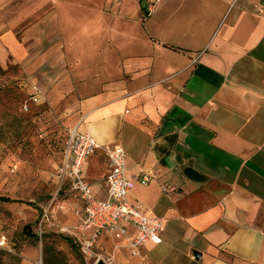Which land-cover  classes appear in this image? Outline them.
Returning <instances> with one entry per match:
<instances>
[{
    "label": "crops",
    "instance_id": "crops-1",
    "mask_svg": "<svg viewBox=\"0 0 264 264\" xmlns=\"http://www.w3.org/2000/svg\"><path fill=\"white\" fill-rule=\"evenodd\" d=\"M96 1L44 0L45 62L83 81L73 128L121 147L129 178L151 173L127 201L165 231L140 258L104 234L94 250L114 264H264V0H163L151 17L150 0ZM83 171L104 199V153Z\"/></svg>",
    "mask_w": 264,
    "mask_h": 264
},
{
    "label": "rangeland",
    "instance_id": "rangeland-1",
    "mask_svg": "<svg viewBox=\"0 0 264 264\" xmlns=\"http://www.w3.org/2000/svg\"><path fill=\"white\" fill-rule=\"evenodd\" d=\"M50 14L44 0H0V196L13 200L0 203V251L17 260L2 256V263L93 264L99 258L114 264L103 244L87 263L72 246L67 232L74 200L56 195L51 179L75 124L76 86L83 81L67 79L59 65L54 70L45 62L55 32ZM31 86L41 90L44 102L25 112ZM94 175L88 174L89 181ZM46 212L49 221L42 219ZM25 227L38 238L26 237Z\"/></svg>",
    "mask_w": 264,
    "mask_h": 264
},
{
    "label": "built area",
    "instance_id": "built-area-1",
    "mask_svg": "<svg viewBox=\"0 0 264 264\" xmlns=\"http://www.w3.org/2000/svg\"><path fill=\"white\" fill-rule=\"evenodd\" d=\"M162 1L150 0L144 7L145 16L151 17ZM30 92L28 102L23 105L25 112L30 106H39L44 102V95L38 88L33 87ZM96 151L104 153L108 169L104 179L106 193L102 200L93 195L92 185L86 180L83 171L85 161ZM126 160L127 154L121 147L102 146L88 134L80 133L77 128L68 131L60 163L54 169L51 179L56 195L71 196L81 205L76 210L78 224L67 233L74 237L86 263L95 258L94 248L102 234L116 241L126 240L127 249L133 258H140L148 243H161L165 231L164 221L148 217L141 206L131 205L127 201L135 184H149L151 173H140L129 178ZM42 219L49 221L47 212ZM89 230L92 234L85 238L83 234ZM128 230H132V235H129ZM97 261L99 258L93 264Z\"/></svg>",
    "mask_w": 264,
    "mask_h": 264
},
{
    "label": "trees",
    "instance_id": "trees-1",
    "mask_svg": "<svg viewBox=\"0 0 264 264\" xmlns=\"http://www.w3.org/2000/svg\"><path fill=\"white\" fill-rule=\"evenodd\" d=\"M29 96H31V92L28 94V98H29ZM60 160H61V156H60ZM59 163H60V161H59ZM59 163H58V165H59ZM58 165H57V166H58ZM57 166H56V167H57ZM56 167H55V168H56ZM55 168H54V169H55ZM11 202H13V200H11L10 198H8V197H4V196H0V203H11ZM27 229H28L27 227H25V228L23 229V233L25 234V236L28 237V238L35 239V240H36L38 237L35 236L34 234H32V233H31L30 231H28ZM69 243H71V242H69ZM72 243H73L72 246H73V247H76L77 250L79 251L77 245H76L74 242H72ZM2 256H7V257L9 258V261H11V262H17L16 258H15L13 255H11V254H9V253H4V252L0 251V264H3V263H2ZM10 264H12V263H10ZM44 264H48V260H45Z\"/></svg>",
    "mask_w": 264,
    "mask_h": 264
},
{
    "label": "water",
    "instance_id": "water-1",
    "mask_svg": "<svg viewBox=\"0 0 264 264\" xmlns=\"http://www.w3.org/2000/svg\"><path fill=\"white\" fill-rule=\"evenodd\" d=\"M96 264H105L103 261H97V263Z\"/></svg>",
    "mask_w": 264,
    "mask_h": 264
}]
</instances>
